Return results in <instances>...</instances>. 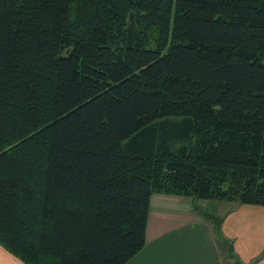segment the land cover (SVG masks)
<instances>
[{
	"label": "trees",
	"instance_id": "16d2710c",
	"mask_svg": "<svg viewBox=\"0 0 264 264\" xmlns=\"http://www.w3.org/2000/svg\"><path fill=\"white\" fill-rule=\"evenodd\" d=\"M153 194L264 206V0H0V245L125 264Z\"/></svg>",
	"mask_w": 264,
	"mask_h": 264
},
{
	"label": "crops",
	"instance_id": "0c3cea01",
	"mask_svg": "<svg viewBox=\"0 0 264 264\" xmlns=\"http://www.w3.org/2000/svg\"><path fill=\"white\" fill-rule=\"evenodd\" d=\"M190 202L186 196L153 194L145 245L125 264H230L217 237L231 244L240 264H264V206L221 201L215 230L206 216L212 214L193 211ZM206 246L214 257H203ZM0 264L25 263L0 245Z\"/></svg>",
	"mask_w": 264,
	"mask_h": 264
},
{
	"label": "rangeland",
	"instance_id": "374dc122",
	"mask_svg": "<svg viewBox=\"0 0 264 264\" xmlns=\"http://www.w3.org/2000/svg\"><path fill=\"white\" fill-rule=\"evenodd\" d=\"M188 198L191 201L189 204L190 209H192L193 211H198L199 213H203V214L204 213H211L212 215L216 216L218 214L217 211H221L223 208L221 203H219L221 201L210 200V201L204 202L203 200H192L190 197H188ZM154 204H155V202H154ZM207 248L209 249V252L206 251L205 254H202L203 257H206V256L214 257V255L211 251V247H207ZM227 255H225V256H227ZM227 259L229 260L230 264H235L234 258L227 256Z\"/></svg>",
	"mask_w": 264,
	"mask_h": 264
}]
</instances>
